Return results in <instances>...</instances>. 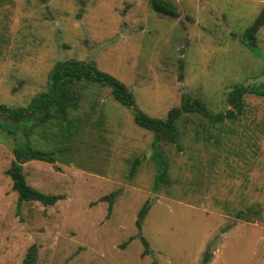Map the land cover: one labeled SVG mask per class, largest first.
<instances>
[{
    "label": "rangeland",
    "instance_id": "rangeland-1",
    "mask_svg": "<svg viewBox=\"0 0 264 264\" xmlns=\"http://www.w3.org/2000/svg\"><path fill=\"white\" fill-rule=\"evenodd\" d=\"M167 1L175 16L150 0H0V104L28 105L59 60L91 62L161 119L188 97L226 112L235 85L264 89V24L251 48L241 39L264 0ZM81 87L71 138L55 121L31 130L55 161L22 164L29 185L64 195L52 205L18 204L0 125V264H23L30 246L35 264H264V95L245 93L235 121L180 118L177 142L157 148L158 183L153 132L109 87Z\"/></svg>",
    "mask_w": 264,
    "mask_h": 264
},
{
    "label": "trees",
    "instance_id": "trees-1",
    "mask_svg": "<svg viewBox=\"0 0 264 264\" xmlns=\"http://www.w3.org/2000/svg\"><path fill=\"white\" fill-rule=\"evenodd\" d=\"M150 5L160 13L173 16L176 14L174 4L167 0H150ZM263 24L264 10L241 36L242 41L247 43L250 48L254 46L255 34ZM87 82L109 87L113 98L118 103L133 109L135 123L153 132L151 157L157 164L163 166L162 174H156V182L158 183L165 179L164 173L167 166L157 148L162 140L177 142V121L180 118L185 114H198L210 123H222L226 120L235 121L244 111L243 95L245 93L264 95V89L254 90L251 87L238 84L229 92L228 101L232 108L226 112H212L200 99L188 97L178 107L169 110L167 116L161 119L138 112L134 106L132 94L126 87L112 76L98 70L91 62L59 60L48 73L47 90L39 93L28 105L9 107L0 104V112L12 120L11 125L2 123L0 125L14 134L15 144L12 150L14 159L6 170V174L12 179V188L18 193V204L24 200H33L44 205H52L64 198L63 194L43 193L29 185L22 172V164L30 160L50 163L55 161L51 151L33 146L30 139L31 130L38 124L55 121L58 123L61 133L65 137L71 138L74 131V120L71 117V112L78 108L81 98V85ZM134 172L135 166H132L129 175H133ZM146 208L147 206H144L141 213H144ZM35 249V246L28 248L23 258V264H35ZM143 253H147V249ZM206 260H208L207 256L204 257V261Z\"/></svg>",
    "mask_w": 264,
    "mask_h": 264
},
{
    "label": "crops",
    "instance_id": "crops-1",
    "mask_svg": "<svg viewBox=\"0 0 264 264\" xmlns=\"http://www.w3.org/2000/svg\"><path fill=\"white\" fill-rule=\"evenodd\" d=\"M31 161V160H30Z\"/></svg>",
    "mask_w": 264,
    "mask_h": 264
}]
</instances>
